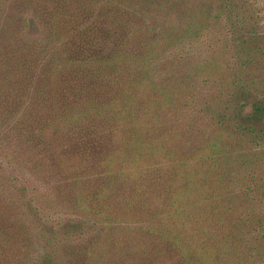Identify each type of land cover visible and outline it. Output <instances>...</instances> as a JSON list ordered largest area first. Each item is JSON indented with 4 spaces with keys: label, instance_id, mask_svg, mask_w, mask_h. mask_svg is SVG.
Segmentation results:
<instances>
[{
    "label": "trees",
    "instance_id": "16d2710c",
    "mask_svg": "<svg viewBox=\"0 0 264 264\" xmlns=\"http://www.w3.org/2000/svg\"><path fill=\"white\" fill-rule=\"evenodd\" d=\"M48 1L0 156V264H264V0L181 26L176 0Z\"/></svg>",
    "mask_w": 264,
    "mask_h": 264
},
{
    "label": "rangeland",
    "instance_id": "374dc122",
    "mask_svg": "<svg viewBox=\"0 0 264 264\" xmlns=\"http://www.w3.org/2000/svg\"><path fill=\"white\" fill-rule=\"evenodd\" d=\"M178 6H172L162 15L182 25L181 20L193 17L188 12L200 11V3L206 0H176ZM48 0H0V156L9 152L5 143L9 129V118L16 109L14 106L15 79L19 73L21 63H35L32 59V43L39 37L38 25L34 14H41L50 10ZM42 10L43 12H41ZM190 13V12H189ZM173 14L175 16L173 17ZM40 16V15H39ZM33 20V21H32ZM32 23L34 25L32 26ZM31 24V25H30ZM30 25V26H29ZM46 32V31H45ZM194 46V43H193ZM201 46H204L203 44ZM13 71L14 79L10 78ZM16 75V76H15ZM14 94V95H13ZM9 117V118H8Z\"/></svg>",
    "mask_w": 264,
    "mask_h": 264
}]
</instances>
